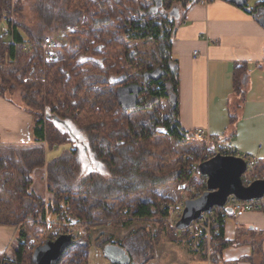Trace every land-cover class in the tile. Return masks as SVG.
<instances>
[{
	"label": "trees",
	"instance_id": "1",
	"mask_svg": "<svg viewBox=\"0 0 264 264\" xmlns=\"http://www.w3.org/2000/svg\"><path fill=\"white\" fill-rule=\"evenodd\" d=\"M201 1L37 0L32 10L35 21L27 25L17 19L22 18L23 0H0V97L12 103V95L19 92V108L32 117L33 142L29 147H0V223L19 228L16 259L3 264H37L30 236L46 232V221L51 218L58 226L73 218L89 228L95 223L96 213L123 228L135 221L159 219L158 233L150 235L146 231L141 251H137L146 253L148 259L135 261L147 264L153 260L155 247L168 230L164 218L169 217L172 203L157 189L191 181V167L199 159L190 155L174 170L151 169V161L162 153L163 145L173 151L167 138L180 144L193 140L194 133L184 130L180 123L179 66L173 59L172 46L187 11ZM241 9L260 23L264 20V2L253 9L248 5ZM68 27L73 32L57 42L60 57L45 65L43 42ZM4 29L11 37L2 36ZM137 42L155 44L159 62L155 67H139L140 79L131 81L127 68L136 69L137 65L129 44ZM25 44L30 47L25 49ZM76 51L79 55L74 54ZM246 76L245 65L235 67L234 93L241 100ZM132 85L142 90L134 109H128L117 93ZM144 94L151 101L165 100L170 105L171 123L165 139L147 129L140 131L129 117L131 112L150 107L143 105ZM69 125L85 135L90 152L108 171V177L84 173L81 150ZM44 144L50 151L64 150L48 161ZM263 169L264 161H260L254 163L252 171ZM38 170L45 171L49 199L34 189ZM206 190L207 186L201 196ZM146 194L151 198L133 205L127 202L132 196ZM111 201H118L120 208L115 209ZM230 213L231 209L220 210L216 225L220 245L214 250L212 264H233L222 258L223 250L231 246L224 237L225 218ZM177 238L190 246L195 260L207 261L206 237L194 238L182 232ZM74 241L75 246L81 244ZM99 243V247L105 244L104 248L114 244L105 235L100 236ZM91 246L87 243L84 251L75 252L66 264H89ZM260 251L256 248L254 256Z\"/></svg>",
	"mask_w": 264,
	"mask_h": 264
},
{
	"label": "crops",
	"instance_id": "2",
	"mask_svg": "<svg viewBox=\"0 0 264 264\" xmlns=\"http://www.w3.org/2000/svg\"><path fill=\"white\" fill-rule=\"evenodd\" d=\"M172 56L179 66L182 128L191 133L204 129L231 154L264 161V25L222 0L200 2L177 29ZM241 65L247 68L243 100L233 84L234 69ZM0 108V147L30 146L32 117L1 97ZM18 232V226L0 223V264L16 259ZM224 237L231 243L222 252L226 263L264 264L263 211L231 212ZM96 248L90 249L89 264ZM190 257L191 262L178 263L212 264ZM103 258L98 255L96 264H109Z\"/></svg>",
	"mask_w": 264,
	"mask_h": 264
},
{
	"label": "rangeland",
	"instance_id": "3",
	"mask_svg": "<svg viewBox=\"0 0 264 264\" xmlns=\"http://www.w3.org/2000/svg\"><path fill=\"white\" fill-rule=\"evenodd\" d=\"M264 2V0H249L248 7L250 9L255 8L257 3ZM37 0H23V14L21 15L22 18L17 19L19 21L25 22L27 25H32L35 21L33 19L34 15L32 14L33 8L36 6ZM35 18V17H34ZM73 28L68 27L66 31L61 32V34L53 36L57 42L62 41L63 37L65 38L68 34L73 32ZM66 33V34H65ZM49 37H51L49 35ZM62 39V40H61ZM130 50L135 53V62L137 68H127V73L130 77L131 81H135L140 79V72L139 69L145 67L146 65L155 67L156 64L159 62L157 46L153 43H131L129 44ZM74 54L79 55V51H76ZM43 60L45 65H48L52 62H46L44 56L42 54ZM60 57V50L57 52V60ZM54 62V61H53ZM141 67V68H139ZM138 69V71H137ZM106 89H104L105 91ZM15 102H9L14 107L19 108L18 104L20 103V94L17 92L16 94L12 95ZM144 107L150 106L148 109H144L142 111H135L129 114V117L133 124H135L140 131L145 129L150 130L152 132H156L157 134L161 135L162 138L168 136L167 125L170 122V105L167 101L163 100L157 102L156 100L151 101L147 94H144ZM106 100L109 102L110 98L106 96ZM156 102V103H151ZM21 110V109H20ZM0 111H3L0 108ZM69 128L74 135V139L81 150V160L83 163L84 173L90 172H97L98 174L108 177L109 173L105 169V167L97 162L90 152L88 147V142L83 133H80L75 127L69 125ZM65 129V128H63ZM66 130V129H65ZM171 141L173 146L172 150H167V145L162 146V153L156 155L154 159L151 161V169L155 171H162L161 169H169L174 170L179 167L181 161L187 158L190 155H198L199 159L197 163L193 164L191 167V181H188L183 186H179L177 184L168 185L166 187H162L157 189V193L162 196L164 199L168 198L171 203V211L169 213L168 218H164V223L167 224L168 230L164 231L162 235V239L159 241V244L155 247L154 258L157 259L158 264H185L186 261L191 262L190 257V246L183 242L182 238H177L175 235V226L174 223L176 221V216L172 217V213L176 205H181L185 200H191L194 196L201 195L204 187L207 186V178L202 177L199 174L198 164L201 161L202 155L205 152V147L202 143L189 139L186 140V143H178L177 141ZM165 141V140H164ZM31 146V145H30ZM45 146V145H44ZM42 146L43 148H46ZM29 147V146H27ZM64 148H54L50 151L47 148L46 157L47 160L50 161L59 155L62 154ZM213 148L210 149V152ZM253 175V176H252ZM45 171L38 170L36 172V181L34 188L38 191V193L43 196L45 199H49L50 195L46 192V183L44 182ZM255 180L257 179H264V169L260 171H253L248 178ZM207 191V190H206ZM151 195L146 194L142 196H132L127 202L130 204H135L137 202H141L143 200L150 199ZM118 201H111L110 203L115 209L120 208V204L117 203ZM95 223L93 226L89 228L86 226H81L76 219L68 218L64 222L61 223L62 233L63 234H71L74 233L73 238L81 242L79 245H72L63 255V260L61 264H66L73 254L77 251H84L86 244L92 245L91 247H97V252L93 249L91 250V258L93 264H96L95 259L99 255V257L103 256V247H99L101 243H99V238L101 235H105L108 241L112 243L125 247L126 250L133 256L132 258L137 262H143L148 259V255L146 253L138 254L141 251V243L143 236L145 234L155 235L158 233V225L160 226L159 219L150 220V221H135L133 222L132 226L129 228H123L120 226H116L115 224H111L110 221H106L103 219V215L100 213H96L94 215ZM49 222L53 225L54 230L43 232L42 235L39 237L37 236H30V243L32 247L35 249L44 246L49 240H54L58 235L57 231L60 225H57V221L51 218ZM67 228L65 230L64 228ZM147 231V232H146ZM98 254V255H97ZM103 262L110 261L108 259H102ZM185 262V263H178Z\"/></svg>",
	"mask_w": 264,
	"mask_h": 264
},
{
	"label": "water",
	"instance_id": "4",
	"mask_svg": "<svg viewBox=\"0 0 264 264\" xmlns=\"http://www.w3.org/2000/svg\"><path fill=\"white\" fill-rule=\"evenodd\" d=\"M222 1L230 2L238 8H243L248 4V0ZM262 24L264 25V20H262ZM141 90L139 86L132 85L119 89L117 95L125 108L134 109ZM247 169V161L239 156L218 155L202 163L199 172L208 178L207 191L200 198L186 202L176 228L183 231L203 213L214 207L223 208L229 197H235L242 201L264 197V179L256 180L248 186L244 184L243 176ZM74 242L70 235H61L56 241H48L44 246L36 249L37 264H58ZM103 255L112 264H131L130 256L122 247L115 244L107 245L103 249Z\"/></svg>",
	"mask_w": 264,
	"mask_h": 264
},
{
	"label": "built area",
	"instance_id": "5",
	"mask_svg": "<svg viewBox=\"0 0 264 264\" xmlns=\"http://www.w3.org/2000/svg\"><path fill=\"white\" fill-rule=\"evenodd\" d=\"M201 3H207V0L201 1ZM2 36L4 38L11 37V34L4 29L2 32ZM28 44H25L24 48H29ZM43 49V56L46 62H53L57 59V52H58V43L57 40L53 37H48L42 44ZM193 140L202 143L205 147V152L202 155L201 161L198 164L197 170L202 163L207 162L214 158L215 156L222 155V156H236L231 154L229 146L218 144L216 139L212 137L206 130L200 129L194 132ZM213 150L210 152V149ZM247 163L248 169L245 175L243 176V182L246 186L250 185L252 182L260 179H251L248 176L253 172V165L254 163L258 162L255 158H249L248 156H242ZM253 176V175H252ZM207 178V177H206ZM208 181V179H207ZM201 195H195L194 198L191 200H196L200 198ZM190 200H185L183 204L176 205L174 211L172 213V217L176 216V221L174 223L175 226V235L178 237L182 232L186 233L190 237L194 238H207V260L210 263L215 261V257L213 255L214 250L219 248V242L217 241V237L219 235V230L216 228L218 222V216L220 210H228L231 209L234 212H257L263 211L264 212V197L260 199H251L247 201L238 200L235 197H229L225 206L223 208L214 207L210 211L203 213L196 221H194L188 228L183 231H180L176 228L177 223L182 217L183 211L185 209L186 202ZM219 208V209H218ZM46 227L48 231L54 230L53 225L48 221H46ZM57 231V237L54 240L49 241H56L61 235H66L62 233V227L60 226ZM74 233H71L70 236L73 237ZM147 264H157L155 259L149 261Z\"/></svg>",
	"mask_w": 264,
	"mask_h": 264
},
{
	"label": "flooded vegetation",
	"instance_id": "6",
	"mask_svg": "<svg viewBox=\"0 0 264 264\" xmlns=\"http://www.w3.org/2000/svg\"><path fill=\"white\" fill-rule=\"evenodd\" d=\"M122 248L125 250L126 254H128L130 256V263L131 264H137V262L134 259H132V255L126 250V248L125 247H122Z\"/></svg>",
	"mask_w": 264,
	"mask_h": 264
}]
</instances>
